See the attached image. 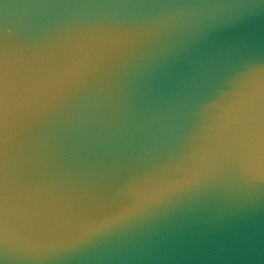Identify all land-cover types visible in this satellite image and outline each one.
Returning <instances> with one entry per match:
<instances>
[{
    "label": "water",
    "instance_id": "95a60500",
    "mask_svg": "<svg viewBox=\"0 0 264 264\" xmlns=\"http://www.w3.org/2000/svg\"><path fill=\"white\" fill-rule=\"evenodd\" d=\"M0 264H264V0H0Z\"/></svg>",
    "mask_w": 264,
    "mask_h": 264
}]
</instances>
